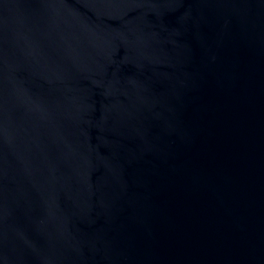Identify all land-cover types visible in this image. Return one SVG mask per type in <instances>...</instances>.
I'll return each instance as SVG.
<instances>
[{
	"label": "water",
	"instance_id": "1",
	"mask_svg": "<svg viewBox=\"0 0 264 264\" xmlns=\"http://www.w3.org/2000/svg\"><path fill=\"white\" fill-rule=\"evenodd\" d=\"M0 264H264V0H0Z\"/></svg>",
	"mask_w": 264,
	"mask_h": 264
}]
</instances>
